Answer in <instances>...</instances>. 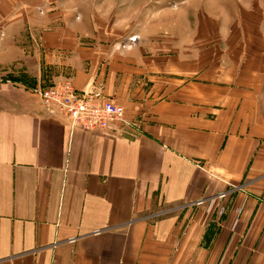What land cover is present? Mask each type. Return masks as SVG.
I'll return each instance as SVG.
<instances>
[{
    "label": "crops",
    "instance_id": "1",
    "mask_svg": "<svg viewBox=\"0 0 264 264\" xmlns=\"http://www.w3.org/2000/svg\"><path fill=\"white\" fill-rule=\"evenodd\" d=\"M96 31L66 0H0V264H264L260 59L200 68ZM63 79L137 128L51 115L33 89Z\"/></svg>",
    "mask_w": 264,
    "mask_h": 264
},
{
    "label": "rangeland",
    "instance_id": "2",
    "mask_svg": "<svg viewBox=\"0 0 264 264\" xmlns=\"http://www.w3.org/2000/svg\"><path fill=\"white\" fill-rule=\"evenodd\" d=\"M66 1L73 15L88 14L92 25L97 26L94 36L98 41L111 43L115 49L128 48L138 36L145 41H160L164 52L170 56L174 52L183 60L198 54L200 68L213 63L231 66L248 57L259 58L264 91V0ZM38 8L43 14L42 7ZM256 43H259L257 56L250 47ZM77 90H98L113 100L95 84L89 89ZM129 120L137 123L134 118Z\"/></svg>",
    "mask_w": 264,
    "mask_h": 264
},
{
    "label": "built area",
    "instance_id": "3",
    "mask_svg": "<svg viewBox=\"0 0 264 264\" xmlns=\"http://www.w3.org/2000/svg\"><path fill=\"white\" fill-rule=\"evenodd\" d=\"M33 91L38 94L41 105L48 113L63 116L71 128L102 131L114 122L137 128L136 122L125 117L121 104L105 98L98 90L80 92L70 80H59Z\"/></svg>",
    "mask_w": 264,
    "mask_h": 264
}]
</instances>
